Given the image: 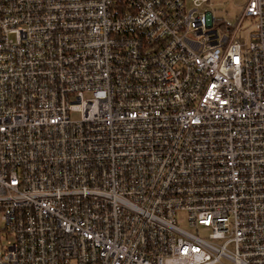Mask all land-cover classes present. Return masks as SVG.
<instances>
[{
  "label": "built area",
  "instance_id": "built-area-1",
  "mask_svg": "<svg viewBox=\"0 0 264 264\" xmlns=\"http://www.w3.org/2000/svg\"><path fill=\"white\" fill-rule=\"evenodd\" d=\"M238 1L230 27L0 0V264H264V0Z\"/></svg>",
  "mask_w": 264,
  "mask_h": 264
},
{
  "label": "rangeland",
  "instance_id": "rangeland-1",
  "mask_svg": "<svg viewBox=\"0 0 264 264\" xmlns=\"http://www.w3.org/2000/svg\"><path fill=\"white\" fill-rule=\"evenodd\" d=\"M243 2L238 0H210L209 6L213 12L214 18L223 20L227 26L233 27L238 22L241 11L243 9ZM251 29L249 22L242 24V34H240L239 41L241 43L248 41V32Z\"/></svg>",
  "mask_w": 264,
  "mask_h": 264
}]
</instances>
